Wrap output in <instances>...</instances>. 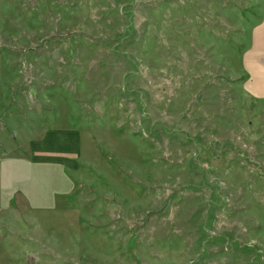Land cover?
I'll return each instance as SVG.
<instances>
[{
  "label": "rangeland",
  "instance_id": "obj_1",
  "mask_svg": "<svg viewBox=\"0 0 264 264\" xmlns=\"http://www.w3.org/2000/svg\"><path fill=\"white\" fill-rule=\"evenodd\" d=\"M263 13L0 0V264H264Z\"/></svg>",
  "mask_w": 264,
  "mask_h": 264
},
{
  "label": "crops",
  "instance_id": "obj_2",
  "mask_svg": "<svg viewBox=\"0 0 264 264\" xmlns=\"http://www.w3.org/2000/svg\"><path fill=\"white\" fill-rule=\"evenodd\" d=\"M243 70L247 75V91L264 100V13L252 25L249 46L242 55Z\"/></svg>",
  "mask_w": 264,
  "mask_h": 264
},
{
  "label": "water",
  "instance_id": "obj_3",
  "mask_svg": "<svg viewBox=\"0 0 264 264\" xmlns=\"http://www.w3.org/2000/svg\"><path fill=\"white\" fill-rule=\"evenodd\" d=\"M28 260H29L30 263H32V256H29Z\"/></svg>",
  "mask_w": 264,
  "mask_h": 264
}]
</instances>
